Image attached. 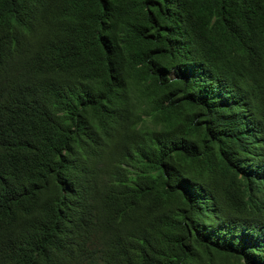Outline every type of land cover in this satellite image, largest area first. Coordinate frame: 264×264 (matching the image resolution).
Segmentation results:
<instances>
[{
    "label": "trees",
    "instance_id": "16d2710c",
    "mask_svg": "<svg viewBox=\"0 0 264 264\" xmlns=\"http://www.w3.org/2000/svg\"><path fill=\"white\" fill-rule=\"evenodd\" d=\"M0 264H264V0H0Z\"/></svg>",
    "mask_w": 264,
    "mask_h": 264
}]
</instances>
